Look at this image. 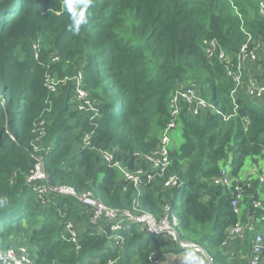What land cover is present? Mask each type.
I'll list each match as a JSON object with an SVG mask.
<instances>
[{
	"label": "trees",
	"instance_id": "trees-1",
	"mask_svg": "<svg viewBox=\"0 0 264 264\" xmlns=\"http://www.w3.org/2000/svg\"><path fill=\"white\" fill-rule=\"evenodd\" d=\"M231 1L252 34L250 48L254 41L261 46L255 67L263 68L258 0ZM81 14L86 22L77 29L74 19ZM240 24L230 0H0V248L26 242L36 264H145L149 256L165 261L168 249L139 224L126 220L116 232L108 222L92 225L91 208L47 188L68 185L113 208L132 209L135 201L138 210L156 217L169 204L179 221L177 239L167 235L173 245L185 232L204 233L199 241L214 261L249 264L250 238L240 245L231 229L251 218L264 236L258 225L264 177L238 176L247 157L257 163L264 154V100L236 93L238 109L228 120L209 110L196 115L193 104L182 101L176 125L181 143L172 147L169 135V169L140 194L101 155L109 151L127 170L144 169L142 182L153 176L145 157L170 121L174 90L185 81L194 85L188 73L203 79L196 82L200 95L230 114L233 84L224 63L235 61L244 41ZM212 39L225 51L224 60L208 57ZM47 75L57 81L55 90ZM78 87L88 94L92 112L75 109ZM88 133V145L80 146ZM232 151L229 185L215 183ZM37 157L47 174V182H34L46 187L41 196L27 181ZM170 176L177 185L168 189ZM238 194L235 213L231 202ZM71 220L78 247L66 230Z\"/></svg>",
	"mask_w": 264,
	"mask_h": 264
},
{
	"label": "built area",
	"instance_id": "built-area-1",
	"mask_svg": "<svg viewBox=\"0 0 264 264\" xmlns=\"http://www.w3.org/2000/svg\"><path fill=\"white\" fill-rule=\"evenodd\" d=\"M234 12L238 16L241 24L240 30L244 34L245 38L241 44L240 50L237 54V57L234 62L227 61L224 63L226 74L231 80L233 87L229 91L230 102L232 105V110L230 114L223 113L214 103L209 99H206L204 96L200 95L196 90L191 86L181 87L174 90L169 102V112H170V121L167 126L163 129L161 134L159 145L157 148L147 155L146 160L152 164L156 172L153 173V176L147 175L146 181L142 182V174L145 172L144 169H137L135 171H130L124 168L121 165V162L114 158L112 152L102 151L101 155L104 162L107 163V166L119 170L123 178L130 182L133 187L136 189L137 194L142 193V186L148 185L154 180L155 176H162L165 171L169 169L170 166V156H169V142L170 137L168 131L175 128L177 125V120L179 119L182 101L189 102L193 104L192 110L193 113L197 115L199 110H209L213 113L219 114L222 119L228 120L230 117H233L238 109V103L236 101V93L242 92L245 96L253 100H264V62L263 68H256L255 63L259 61L257 51L260 49V44L253 42V47L250 48V42L252 41V34H250L243 26V16L238 12L237 6L230 0ZM259 12L264 16V0H258ZM35 48L37 47L34 44ZM207 55L209 58L217 57L219 60H224L226 53L224 50L219 49L216 42L212 39L208 42ZM37 56V55H36ZM253 64L254 67L251 65ZM47 86L51 90H55V85L57 81H54L53 78L46 76ZM245 80V81H244ZM245 83V86H244ZM76 99L77 105L75 109L77 110H86L91 107L90 101L88 99V94L78 87L76 90ZM90 134H85L83 137L80 146L85 147L89 143ZM12 139L13 137L10 136ZM37 161L34 165L33 170L27 178V181L33 185L34 190L43 195L42 192L47 191L44 184H35L34 182L43 181L47 182V174L43 169V161L40 157L36 158ZM35 170V171H34ZM260 180H263V177L260 176ZM215 183L229 185V177L226 170H222L221 176L215 180ZM177 185V179L175 176H170L167 181H165L164 186L170 188ZM49 190L56 191L60 194L68 195L76 198L84 206L91 208L89 223L92 225H97L100 222H108L109 229L113 232H116L119 228L124 227L123 222L126 220H131L140 225V228L143 232L150 235L160 236V235H170L174 239H177V227L178 219L176 215L171 210L169 204H165L163 207V213L156 217L154 214L147 212L145 210H138L136 207L135 201L131 204L132 209L128 208H113L99 201L94 197L93 193L86 190L78 192L76 188L68 185H56L48 186ZM238 189V188H236ZM240 194H238L231 202L233 210L235 213L239 212L238 201ZM257 205V204H256ZM130 206V207H131ZM259 221L264 227V214L259 218ZM252 224V222H251ZM249 224H245L248 226ZM256 226V224L254 223ZM78 226L75 224L74 220L68 221L66 224V230L69 233V240L78 247L79 239V230ZM244 225L241 222L236 223L232 229L231 234L240 236L242 238L244 233ZM263 234L262 231L258 228L255 230L254 240L252 243L253 257L250 260L249 264H262L264 262L263 252ZM116 241L123 242V236H116ZM180 250L190 249L195 253L200 254L205 259L206 264H221L214 261V259L208 255L203 248L193 242H186L183 240L178 241V246ZM0 264H35L34 258H32L26 248L17 244L14 247H8L3 252L0 253ZM107 264H114L112 261ZM145 264H172L170 261L158 262L154 261L152 256H149Z\"/></svg>",
	"mask_w": 264,
	"mask_h": 264
},
{
	"label": "rangeland",
	"instance_id": "rangeland-1",
	"mask_svg": "<svg viewBox=\"0 0 264 264\" xmlns=\"http://www.w3.org/2000/svg\"><path fill=\"white\" fill-rule=\"evenodd\" d=\"M187 77L193 78L190 80L194 83L193 87L196 89L198 88V85L196 82L199 83L200 81L203 80V79H200L198 76L192 77L191 73H188ZM183 84L184 85H192V84H188L186 81ZM87 111L92 112L91 108H88ZM76 129L77 128H74L73 130H76ZM169 134L172 137L171 138L172 139V141H171L172 147H177L181 143V140H182L178 127L176 126L175 130H172ZM232 156H233V151L228 153L226 161H225V166H224L227 170V174H228L229 178H231L228 171L230 170V159L232 158ZM238 176H239V179H241L242 181L243 180L244 181L249 180L250 178H257L259 176L264 177V154L261 158L258 159L257 163H255L251 157H247L244 161V164L242 165V167L240 168V170L238 172ZM251 220L252 219L250 218V219H248V221H246V223H244L245 219L244 220L241 219L240 222L244 225V229H245L244 230V236H243V238H239L236 236H234L232 238L234 241L240 240V241H238L240 243V245L245 244V239L247 237L250 238V243L251 244L253 243L254 234H255V230L257 227L253 223L251 224ZM245 224H249V225L245 226ZM258 225H262V224L258 223ZM197 229L198 230L200 229V232H203V231L206 232V229L204 227L203 228L197 227ZM177 230H178V228H177ZM188 233L189 232L184 233L185 237L183 238V241L193 242V243L199 245L201 248L205 249L204 248L205 244L202 243L201 241H199V239L203 236L204 233H199V235H197V236H190V234H188ZM246 234H248L249 236H247ZM158 238L161 240L162 246L169 249V251L173 252V250L176 249L175 250V252H176L178 250V253L177 252H176L177 254L173 253L172 256L181 254V255L185 256L186 258H188V260L190 262L189 264H200V261L204 259L202 255L195 253L193 250H190V249L180 250V249H178L177 246L173 245V243L170 242V240L167 238V235H165V234L158 236ZM149 240H151V238H149ZM262 242H264V236L262 238ZM24 243L27 245L28 249L30 250V246L26 242H24ZM29 254H30V256L34 255L32 252ZM192 256H194L195 260ZM170 262L172 264H176L172 261H170ZM113 263H115V262H113Z\"/></svg>",
	"mask_w": 264,
	"mask_h": 264
},
{
	"label": "crops",
	"instance_id": "crops-1",
	"mask_svg": "<svg viewBox=\"0 0 264 264\" xmlns=\"http://www.w3.org/2000/svg\"><path fill=\"white\" fill-rule=\"evenodd\" d=\"M176 249L173 250V252L169 251V249L167 250V252L165 253V260L167 261H172L176 264H189V260L188 258H186L185 256L181 255V254H178V255H175V256H172V254H177L178 253V250L175 252ZM196 256V255H195ZM194 258V256H192ZM195 260V258H194ZM202 261V260H201ZM201 261H200V264H201Z\"/></svg>",
	"mask_w": 264,
	"mask_h": 264
},
{
	"label": "clouds",
	"instance_id": "clouds-1",
	"mask_svg": "<svg viewBox=\"0 0 264 264\" xmlns=\"http://www.w3.org/2000/svg\"><path fill=\"white\" fill-rule=\"evenodd\" d=\"M88 2L90 3V0H88ZM69 8L71 7L70 5H67ZM87 6H88V4H85V8H87ZM86 22V17L83 15V14H81L80 16H79V18H76V19H74V23H75V25H76V27H77V29L79 28V25H81V24H83V23H85ZM185 86H191V87H193V85H183V86H181V87H185ZM194 88V87H193ZM194 90H196L195 88H194ZM197 91V90H196ZM198 92V91H197ZM199 93V92H198ZM200 94V93H199ZM205 97V96H204ZM206 98V97H205ZM207 99V98H206ZM77 110V109H76ZM78 111H82V110H78ZM161 137V136H160ZM159 140H160V138H159ZM119 171V170H118ZM227 171V170H226ZM121 174V173H120ZM229 177V176H228ZM21 245H23L25 248H26V250H27V252H28V254L30 253L29 251H28V248L26 247V245H24V244H21ZM15 245H13L12 247H14ZM9 247H11V246H9ZM8 248V247H7ZM6 249V248H5ZM5 249H1L0 250V253L1 252H3ZM30 255V254H29ZM31 257H33L34 258V261H35V257H34V255L32 256L31 255ZM203 261L205 262V260L203 259ZM35 264H36V262H35Z\"/></svg>",
	"mask_w": 264,
	"mask_h": 264
}]
</instances>
